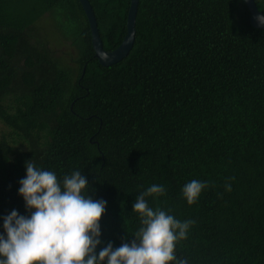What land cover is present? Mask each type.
Wrapping results in <instances>:
<instances>
[{
  "label": "trees",
  "instance_id": "trees-1",
  "mask_svg": "<svg viewBox=\"0 0 264 264\" xmlns=\"http://www.w3.org/2000/svg\"><path fill=\"white\" fill-rule=\"evenodd\" d=\"M130 2L90 0L108 51ZM0 121V233L13 209L29 214L18 189L32 160L60 180L79 170L107 201L97 251L134 239L132 205L157 184L150 207L195 221L178 259L264 264V29L245 0H140L134 46L111 66L79 0H0ZM193 179L209 187L189 205Z\"/></svg>",
  "mask_w": 264,
  "mask_h": 264
},
{
  "label": "clouds",
  "instance_id": "clouds-1",
  "mask_svg": "<svg viewBox=\"0 0 264 264\" xmlns=\"http://www.w3.org/2000/svg\"><path fill=\"white\" fill-rule=\"evenodd\" d=\"M257 20L264 24V15ZM25 166L18 193L29 214L13 209L3 216L0 264H188L177 258L176 245L187 239L195 221L182 222L160 208L153 209L146 199L164 195L163 185L152 184L136 197L132 211L138 214L140 227L134 239L115 248L108 242L97 251L107 201L87 194L89 182L79 170L60 180L32 160ZM207 187L208 183L193 179L182 193L192 205ZM225 190L231 191L230 183H225Z\"/></svg>",
  "mask_w": 264,
  "mask_h": 264
},
{
  "label": "water",
  "instance_id": "water-1",
  "mask_svg": "<svg viewBox=\"0 0 264 264\" xmlns=\"http://www.w3.org/2000/svg\"><path fill=\"white\" fill-rule=\"evenodd\" d=\"M85 10L86 16L88 18L92 45L95 51V56L99 60L100 64L103 66H111L115 63L122 61L128 56L132 50L135 37H136V21L140 0H131L128 16H127V32L122 41V43L113 50H106L103 45V40L100 36V31L98 27V21L95 16L93 7L90 0H79ZM248 9L250 11V21L255 28L264 29V24L257 20V16L264 15V13L258 8L255 0H245Z\"/></svg>",
  "mask_w": 264,
  "mask_h": 264
},
{
  "label": "rangeland",
  "instance_id": "rangeland-1",
  "mask_svg": "<svg viewBox=\"0 0 264 264\" xmlns=\"http://www.w3.org/2000/svg\"><path fill=\"white\" fill-rule=\"evenodd\" d=\"M45 23V22H44ZM39 25H41V22L38 23ZM50 36V34H49ZM50 48L55 51V52H59L60 54L64 53L66 54L67 52H71L72 49L71 47H69L67 45V43L62 42L61 44L57 43L55 40L51 39V41L49 42ZM1 130H7V128L5 127V125L0 121V131Z\"/></svg>",
  "mask_w": 264,
  "mask_h": 264
}]
</instances>
